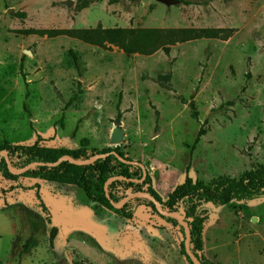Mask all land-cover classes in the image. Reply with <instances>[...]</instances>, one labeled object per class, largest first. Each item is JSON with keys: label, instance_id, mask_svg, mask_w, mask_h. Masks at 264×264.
<instances>
[{"label": "rangeland", "instance_id": "1", "mask_svg": "<svg viewBox=\"0 0 264 264\" xmlns=\"http://www.w3.org/2000/svg\"><path fill=\"white\" fill-rule=\"evenodd\" d=\"M71 1L0 0V145L40 136L49 147H111L118 121L120 150L142 163L162 201L187 166L203 184L264 167V0H91L84 9ZM107 28L148 31L158 42L148 54L129 53L19 33ZM180 29L199 35L169 41L166 32ZM36 190L50 220L36 207ZM133 206L122 219L73 186L0 177V264H188L182 210ZM201 248V264H264V192L212 208Z\"/></svg>", "mask_w": 264, "mask_h": 264}, {"label": "trees", "instance_id": "2", "mask_svg": "<svg viewBox=\"0 0 264 264\" xmlns=\"http://www.w3.org/2000/svg\"><path fill=\"white\" fill-rule=\"evenodd\" d=\"M75 1L78 9L86 8L91 2V0ZM19 16L24 17V14L21 13ZM19 33L24 36L53 37L64 35L98 46H102L103 42H108L129 53L138 51L148 54L158 42L157 36L152 37L154 43L151 42L150 38L147 40L148 31L137 32L122 28L55 31L25 29L20 30ZM166 33L168 40L172 42L194 39L199 35L198 30L186 29L170 30ZM164 51L167 53L168 49L165 48ZM73 58L75 59V56ZM188 106L192 115L196 118L197 112L192 98ZM117 118H119V115H117ZM204 134V129L200 128L193 141L192 148L196 146ZM41 141V137L36 136L35 141L30 145L2 143L0 145V154L3 153L4 156L0 155V177L6 182L16 183L18 179L23 178L73 186L79 189L88 201L122 219H131L133 217L134 202H144L152 209H155L153 202L143 197H132L124 203L114 206V204L126 198L127 195H124L123 191L130 190V194L146 193L168 214L178 213L179 209L182 210L189 230L190 251L195 257H197L196 251L202 249V230L210 218L212 208L227 205L233 200H238L252 194L264 192L263 166H259L257 169H249L243 172L237 179L219 177L208 184L193 182L188 175L187 166L183 182L175 186L171 194L162 201L161 197L152 188V178L147 170H145L146 175L144 179L139 181L142 178L140 166L142 163L137 162V165H131L118 159L131 161L124 156L119 146L97 149L82 144L75 149H66L44 146L40 144ZM99 155L103 156L91 160L93 157ZM62 157H67L72 162L62 160L51 167L46 165L33 166L20 173H13L8 168L9 165L11 169L20 170L34 162L44 164L55 163ZM109 179L112 180L107 183ZM104 186H106V189H104ZM37 187V185H33L32 188L37 189ZM144 187H146L145 190H143ZM12 188H20V186ZM117 190L122 192V195L118 198L115 196ZM35 197L37 199L36 207L46 220H50V211L42 201L40 195H38L37 190ZM167 219L174 222V219L171 217H167ZM55 232L56 228L51 227L49 235L51 246ZM29 243L30 241L26 243L25 249L28 248ZM180 251L188 264H193L185 252L183 243L180 246Z\"/></svg>", "mask_w": 264, "mask_h": 264}, {"label": "water", "instance_id": "3", "mask_svg": "<svg viewBox=\"0 0 264 264\" xmlns=\"http://www.w3.org/2000/svg\"><path fill=\"white\" fill-rule=\"evenodd\" d=\"M156 1H159V2H162V3H164V4H172L173 2H174V0H156ZM72 1L71 0H66V5L67 6H71L72 5ZM8 11H10V9H8ZM121 141H122V132H121V128H120V123L117 121V122H115L114 123V128H113V130H112V132H111V136H110V140H109V146H118L120 143H121ZM1 155L2 156H4V154L3 153H1ZM103 155H99V156H95V157H93L91 160H93V159H96V158H98V157H102ZM120 161H122V162H125V163H128V164H131V165H137L138 163L136 162V161H124L123 159H121V158H118ZM62 160H67V161H69V162H72L70 159H68L67 157H62V158H60L57 162H55V163H47V164H44V163H39V162H34V163H30L29 165H27L23 170H20V171H13L10 167H9V165H8V168H9V170L11 171V172H13V173H20V172H22V171H24V170H27V169H29V168H31V167H33V166H43V165H46V166H54V165H56V164H58L60 161H62ZM90 160V161H91ZM89 161V162H90ZM76 163H78V162H76ZM82 163V162H81ZM141 166V165H140ZM141 169H142V178L139 180V181H142L143 179H144V177H145V175H146V173H145V170H144V168H143V166H141ZM112 179H109L108 181H107V183L109 182V181H111ZM106 186H104V189H106L105 188ZM132 197H143V198H147V199H149L150 201H152L153 202V204L155 205V207H159V205H158V203L152 198V197H150L148 194H146V193H135V194H128L127 196H126V198L125 199H123V200H121V201H119L117 204H114V206H117V205H120V204H122V203H124L126 200H128V199H130V198H132ZM252 221H255V218H252ZM188 242H189V230H188V226L187 225H185V240H184V249H185V252H186V254H187V256L190 258V260L194 263V264H201L200 262H199V260L191 253V251H190V249H189V244H188Z\"/></svg>", "mask_w": 264, "mask_h": 264}]
</instances>
